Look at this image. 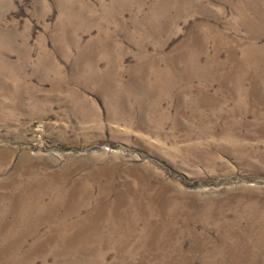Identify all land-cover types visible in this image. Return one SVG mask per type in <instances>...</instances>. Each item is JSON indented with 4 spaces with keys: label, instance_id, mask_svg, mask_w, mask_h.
<instances>
[{
    "label": "rangeland",
    "instance_id": "374dc122",
    "mask_svg": "<svg viewBox=\"0 0 264 264\" xmlns=\"http://www.w3.org/2000/svg\"><path fill=\"white\" fill-rule=\"evenodd\" d=\"M162 190L264 202V0H0V262L264 264L197 252L227 228L157 214Z\"/></svg>",
    "mask_w": 264,
    "mask_h": 264
},
{
    "label": "bare ground",
    "instance_id": "6f19581e",
    "mask_svg": "<svg viewBox=\"0 0 264 264\" xmlns=\"http://www.w3.org/2000/svg\"><path fill=\"white\" fill-rule=\"evenodd\" d=\"M208 83L204 84V87H208ZM187 89V88H186ZM191 91V90H186ZM201 109L205 112H212V120L208 119L210 122H215V116L222 114L223 112H215L217 109H222L227 100H219L213 97H207L206 94L199 95ZM260 99H249L247 101L248 106L243 105L241 101L237 102L232 99L233 102L239 107L231 111L228 117H241L245 115L247 112L255 110V118L260 120L262 118L261 111H256L257 109H253V105L259 102ZM181 112H183L181 110ZM226 114V113H225ZM227 115V114H226ZM201 117V116H200ZM204 116L203 118H205ZM26 174L33 175L34 171H30L29 169L26 171ZM103 173H109L108 170L104 169ZM24 192L26 196H31V193L26 190ZM109 192V189L103 191L100 197V200H105L106 196ZM118 201L113 202V204H106L102 206L104 212H112L117 214V220L123 222L121 216L119 215V211L124 208L126 204L127 198L125 194H119ZM142 198V197H141ZM250 198L253 202L249 204H243L244 198L239 199L233 204L226 205L221 202H207V203H199L197 201V197L195 196H187L183 194H166L164 190L160 191V193H156L152 196L153 201V211L159 212L165 210H173V218L175 219L179 213L185 216V225L195 224L196 216L200 213V210L204 207L210 208L209 211V219L210 221H214L217 227L227 228L223 229V235L220 233L218 235V241L212 240L207 234L204 235H195L193 234V230L187 231V235L191 236L190 244L196 246L197 252H200V249H203L205 245L208 246L220 244L221 246H217L222 249L231 257H247L249 259L259 261L260 258H264V202L260 199V192H251ZM140 199V198H139ZM237 202H242L239 205ZM155 208H159L156 210ZM73 212V211H72ZM69 213V211H68ZM244 213V214H241ZM120 216V217H119ZM232 217V218H231ZM151 224H155V220L151 219ZM52 235V234H51ZM53 236V235H52ZM49 237H47L48 239ZM215 243V244H214ZM212 247V246H211ZM215 247V246H214ZM181 255L185 258L190 257L191 254H187V252H181ZM9 263V262H8ZM5 262H0V264H8ZM16 261L10 262V264H15Z\"/></svg>",
    "mask_w": 264,
    "mask_h": 264
}]
</instances>
